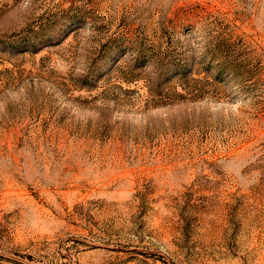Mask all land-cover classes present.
<instances>
[{
  "label": "rangeland",
  "instance_id": "1",
  "mask_svg": "<svg viewBox=\"0 0 264 264\" xmlns=\"http://www.w3.org/2000/svg\"><path fill=\"white\" fill-rule=\"evenodd\" d=\"M0 264H264V0H0Z\"/></svg>",
  "mask_w": 264,
  "mask_h": 264
}]
</instances>
